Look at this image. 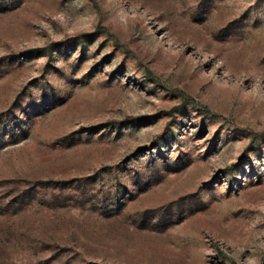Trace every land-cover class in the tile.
<instances>
[{"label":"rangeland","instance_id":"1","mask_svg":"<svg viewBox=\"0 0 264 264\" xmlns=\"http://www.w3.org/2000/svg\"><path fill=\"white\" fill-rule=\"evenodd\" d=\"M0 264H264V0H0Z\"/></svg>","mask_w":264,"mask_h":264}]
</instances>
